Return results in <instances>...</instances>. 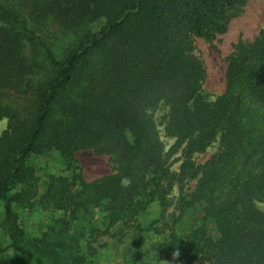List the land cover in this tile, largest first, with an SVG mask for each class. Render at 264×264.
<instances>
[{
    "label": "trees",
    "instance_id": "obj_1",
    "mask_svg": "<svg viewBox=\"0 0 264 264\" xmlns=\"http://www.w3.org/2000/svg\"><path fill=\"white\" fill-rule=\"evenodd\" d=\"M247 1L0 0V264H92L108 242L126 264H264V29L213 100L194 54ZM85 150L111 173L85 181Z\"/></svg>",
    "mask_w": 264,
    "mask_h": 264
},
{
    "label": "rangeland",
    "instance_id": "obj_2",
    "mask_svg": "<svg viewBox=\"0 0 264 264\" xmlns=\"http://www.w3.org/2000/svg\"><path fill=\"white\" fill-rule=\"evenodd\" d=\"M264 29V0H248L243 13L233 19L226 33L217 35L210 40L196 38L194 40V54L199 57L206 69V79L203 86L204 94L209 100H213L221 94L225 88V71L227 58L232 54L235 45L239 42H251L258 33ZM6 121L0 120V134L5 130ZM75 158L82 167L85 181H92L111 173V162L107 156H95L90 150L80 151ZM33 164L40 177V194L46 186V174H59L62 166L58 157L48 152L33 158ZM264 211V206H260ZM46 214V213H45ZM37 221L32 217L29 221ZM29 225V223L27 222ZM5 239L0 229V241ZM105 240V239H103ZM98 246L96 253L89 256L92 264H126L125 256L118 247L111 243ZM124 249V246L121 247ZM193 264H206L195 260Z\"/></svg>",
    "mask_w": 264,
    "mask_h": 264
},
{
    "label": "clouds",
    "instance_id": "obj_3",
    "mask_svg": "<svg viewBox=\"0 0 264 264\" xmlns=\"http://www.w3.org/2000/svg\"><path fill=\"white\" fill-rule=\"evenodd\" d=\"M131 183H132V180L129 177H123L120 180V185L123 188L129 187L131 185ZM179 256H180V253H179V250L177 249V250H175L172 253V261H170V264H175V262L177 261V259L179 258Z\"/></svg>",
    "mask_w": 264,
    "mask_h": 264
}]
</instances>
